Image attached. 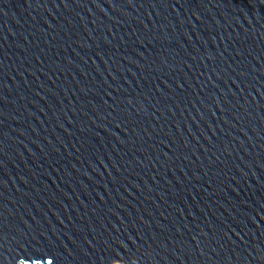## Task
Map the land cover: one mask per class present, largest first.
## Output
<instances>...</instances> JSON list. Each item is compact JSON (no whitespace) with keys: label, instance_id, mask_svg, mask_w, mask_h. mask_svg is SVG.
I'll list each match as a JSON object with an SVG mask.
<instances>
[{"label":"water","instance_id":"obj_1","mask_svg":"<svg viewBox=\"0 0 264 264\" xmlns=\"http://www.w3.org/2000/svg\"><path fill=\"white\" fill-rule=\"evenodd\" d=\"M0 264H264V0H0Z\"/></svg>","mask_w":264,"mask_h":264}]
</instances>
